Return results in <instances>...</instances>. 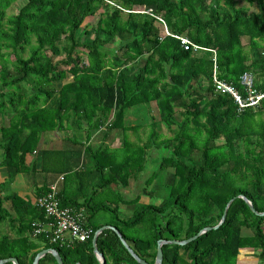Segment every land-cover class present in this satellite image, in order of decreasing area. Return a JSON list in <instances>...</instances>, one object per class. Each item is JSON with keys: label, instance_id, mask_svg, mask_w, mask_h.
I'll return each mask as SVG.
<instances>
[{"label": "trees", "instance_id": "16d2710c", "mask_svg": "<svg viewBox=\"0 0 264 264\" xmlns=\"http://www.w3.org/2000/svg\"><path fill=\"white\" fill-rule=\"evenodd\" d=\"M242 2L247 5L239 6ZM100 10L96 25L85 24ZM158 18L171 35L216 50L221 79L243 92L240 77L252 73L264 92V0H0V167L8 175L0 183V224L15 232L0 238V261L33 264L42 250L56 249L63 264H100L94 236L72 249L35 241L32 224L43 221L44 213L36 201L9 193V185L33 170L28 157L37 153L44 134L64 128L65 120L79 130L87 124V133L102 127L127 133L126 110L143 105L157 128L140 147L123 138L121 158L106 145L85 148L75 132L56 153L59 162L51 164L50 151H43L41 160L44 171L73 174L82 185L96 174L95 187L130 188L129 180L137 181L146 170L148 150L163 146L158 169L145 180L150 184L164 175L167 189L155 185L147 193L160 202L139 204L141 196L125 201L136 205L127 219L117 207L92 206L84 193L71 200L60 194L62 206L86 209L94 232L114 226L141 259L154 264L159 240L184 241L218 226L236 198L218 229L185 246H163V264H241L247 253L264 264V216L239 197L264 212V99L239 111L232 97L216 94L213 54L185 51L177 38L162 32ZM161 124L173 135L158 146ZM87 151L90 170L83 162ZM47 191L39 189L38 197ZM99 210L113 214V223L93 225ZM243 229L254 234L244 236ZM97 248L106 264H139L113 230L99 236ZM39 264L57 262L48 254Z\"/></svg>", "mask_w": 264, "mask_h": 264}, {"label": "rangeland", "instance_id": "374dc122", "mask_svg": "<svg viewBox=\"0 0 264 264\" xmlns=\"http://www.w3.org/2000/svg\"><path fill=\"white\" fill-rule=\"evenodd\" d=\"M243 5H247L246 3H240L239 6H243ZM252 10H257V8L253 7L251 8ZM101 12L102 10L99 11V13L96 16L93 17H89L85 24H89L91 26H94L97 24L99 18L101 17ZM160 26V28L162 29V32L165 34V25L164 24H158ZM244 43L247 44L248 40L244 39ZM248 51V49H247ZM135 73V71H130L129 74L130 76H132ZM254 78H256L255 75H253ZM72 78L69 77V80H71ZM154 111L156 112V116H158V111L156 108H154ZM150 124L152 122V118H150L149 120ZM157 128V127H156ZM154 127V125L151 124L150 128L148 127L149 131H146L144 133H138V132H134L131 133L130 131H127V133L123 132V138L126 141H132L134 143L137 144L136 147H140L143 146L147 143L150 134H152V132L156 129ZM115 131V130H112ZM158 133V139L155 140V142H157L156 145L160 146L161 145V141H163L165 138L168 137H172V132L167 129V127L164 124H161L158 129L156 130ZM121 134V133H119ZM133 134V135H132ZM122 136V134H121ZM122 138V139H123ZM121 137L119 138V140L117 142H120ZM140 140V141H139ZM123 147L122 141L120 144ZM120 145L117 147H120ZM115 147V146H114ZM121 147V148H122ZM121 148H117L114 149L115 151H117L118 157H122L124 155V150H120ZM113 149V148H112ZM165 155V149L163 148V146H160V149H157L156 146H152V148L150 150H148V157H147V161H146V170L145 172L142 173V175L138 178L137 181H130V188H125L124 185L122 183H114L112 185H109L105 188H99V187H95L94 185H87V183L85 184V189H83V193L86 195L84 196L87 199H91V205L92 206H106L107 208H113L115 209L116 207L119 209L120 212V216L123 219H127L128 216L127 214L131 215V211L136 208V205L132 206V205H126L124 204L125 201L128 200H132L135 197L141 196L140 200H139V204H153V203H158L156 202L157 200H154L152 197L148 196L147 193L149 194L150 191L154 190L156 187L155 185H158L162 188V190H166L167 187L165 186V183L161 181V179L164 177L163 174H161L157 181H153L150 184H146L145 180H147V178L153 174L159 167L160 162L162 161V158ZM3 159V155L0 153V163L2 162ZM31 159V158H30ZM88 167V166H87ZM3 168V167H0ZM43 169L47 170V165L46 167L44 166L43 168V164H41L40 170H31L28 173H25L23 175L18 176L16 179H14L13 183H11L9 186V193L10 192H17L20 195H22L23 197H25L27 200L29 201H33L35 202V192L37 187L39 186V176L42 174L44 175L46 171H44ZM42 173V174H41ZM159 175V173H158ZM25 176L27 178H25ZM68 185L73 187V189L76 188L77 183L75 182L74 176L73 174H69L68 175ZM74 179V180H73ZM86 180H88L87 178H85ZM163 180V179H162ZM86 182V181H85ZM72 183V184H71ZM163 183V184H162ZM96 188L97 194L94 195V189ZM146 191V192H144ZM145 194H144V193ZM164 193V192H163ZM83 200V199H82ZM8 207H10V204H7ZM113 214L103 211V210H99L98 213H96L94 215L93 218V225H106V224H110L113 223L114 218H113ZM130 217V216H129ZM0 238H2L4 235H7L8 233H11L12 235H15V232L13 230H8V226L1 223L0 224ZM250 233V232H249Z\"/></svg>", "mask_w": 264, "mask_h": 264}, {"label": "built area", "instance_id": "2783aa9c", "mask_svg": "<svg viewBox=\"0 0 264 264\" xmlns=\"http://www.w3.org/2000/svg\"><path fill=\"white\" fill-rule=\"evenodd\" d=\"M151 12V10L149 11ZM165 25V35L177 38L185 51H192L195 54L211 52L214 62L212 83L216 94L228 95L232 97L238 105V110L243 111L250 107L258 106L264 99V92L258 90L255 85V78L252 73H244L240 77L239 89L237 86L220 78V71L217 64V52L204 48L193 43L186 36L171 35L165 22L158 18ZM64 176L59 182L51 184L46 194L36 198V206L43 211L44 220L35 221L32 224V238L42 239L50 244L59 245L72 249L78 244L89 241L96 232L87 225V214L84 209L64 207L60 200V182L64 181Z\"/></svg>", "mask_w": 264, "mask_h": 264}, {"label": "crops", "instance_id": "0c3cea01", "mask_svg": "<svg viewBox=\"0 0 264 264\" xmlns=\"http://www.w3.org/2000/svg\"><path fill=\"white\" fill-rule=\"evenodd\" d=\"M154 108L152 109L153 114L157 115L156 112L154 111ZM150 113L147 111V109L143 105H138L135 106L131 109H127L125 112V119H124V126L127 129H130L129 131L131 133L138 132V133H144L146 131H149L148 127L150 128L151 124L149 122L150 120ZM72 121V120H71ZM77 121V118L75 119ZM77 126L76 124L71 125V122L69 123L68 120H65L64 122V128L60 130H54L50 131L44 134V136L41 139V142L38 146L37 153L35 155H31L28 157L27 161L29 164L33 165V170H40L41 164H42V152L43 151H50L51 155L49 156V161L51 164H54L55 162H59L60 160V154H56L58 152H61L67 148V144L69 143L66 138L72 137L75 132L77 133V136L81 139V142L85 145V148H92L93 150H97L99 147L102 145H106L110 148L117 149L121 148L122 144L124 143V140L122 139L123 136V130H115V131H108L106 128L102 127L100 130L94 132V133H87L86 128H88V125L85 124L83 130H79V127L75 128ZM134 128H137L135 130ZM79 130V131H78ZM121 133V134H119ZM133 135V134H132ZM121 137V141L117 142L119 138ZM68 142V143H67ZM117 145L120 147H117ZM115 146V147H114ZM31 158V159H30ZM84 165L87 170H90L92 167V162H91V156L89 155V152L87 151L86 154L84 155L83 159ZM88 166V167H87ZM41 171V170H40ZM42 172V171H41ZM42 174V173H41ZM23 175V174H20ZM18 175V176H20ZM64 176V181L60 182L59 184V189H60V194L64 197V199H74L76 197H82L81 193H83V189H85V184L80 183V177L74 176L75 182L77 183V186L75 189L73 187L68 185V175L65 174H56L54 172H45V174L42 176H39V186L36 189L35 192V200L38 197V190L42 188L48 189V187L51 184H54L56 182H59L60 177ZM17 176V177H18ZM16 177V178H17ZM8 178L7 171L5 168H0V183L5 181ZM15 178V179H16ZM25 178H27L25 176ZM73 179V180H74ZM89 179V178H87ZM91 181L89 182V185H94L97 182V175L94 174L91 178ZM72 184V183H71ZM17 193V192H16ZM5 195V194H3ZM85 198V197H82ZM82 202V200H81ZM7 206V205H6ZM8 207V206H7ZM84 209V208H82ZM86 211V209H84ZM250 232V233H249ZM242 234L244 236H252L254 233L250 229H243ZM35 241H40L37 239H34ZM42 242V241H41ZM44 243V241L42 242ZM241 264H257L258 259L255 257L254 254L252 253H247L244 254V256L241 257Z\"/></svg>", "mask_w": 264, "mask_h": 264}, {"label": "water", "instance_id": "95a60500", "mask_svg": "<svg viewBox=\"0 0 264 264\" xmlns=\"http://www.w3.org/2000/svg\"><path fill=\"white\" fill-rule=\"evenodd\" d=\"M240 198L244 199L245 202L249 205L251 211L256 214L257 216L263 217L264 216V212H258L255 207L253 206V203L247 199L245 196L240 195ZM236 198H233L227 205L225 212L223 214L222 217V221L220 222V224L216 227L213 228H205L204 230H202L198 235H196L193 238H190L188 240H184V241H177V240H159L158 241V246H157V256H156V260L154 264H163V246L165 245H178V246H185L188 243L196 240L200 235H203L204 233H207L208 231L211 230H216L218 229L226 220L227 214H228V210L229 207L231 206V204L235 201ZM105 230H113L117 233V235L120 237L123 245L125 246V248L128 250V252L130 253V255L139 263V264H149L147 263L145 260L141 259L136 252L130 247V245L127 243V241L123 238L122 234L114 227V226H110V225H106L101 227L100 229H98L94 235L93 238V247H94V254L96 255L98 261L100 264H106V259L104 257V255L98 250L97 248V241L99 236L105 231ZM51 254L57 264H63V259L59 253L58 250L56 249H44L41 252H39L33 262V264H39L40 260L42 258H44L46 255ZM6 263H12V264H20L18 259L16 258H8V259H3L0 261V264H6ZM77 264H81V263H77Z\"/></svg>", "mask_w": 264, "mask_h": 264}]
</instances>
